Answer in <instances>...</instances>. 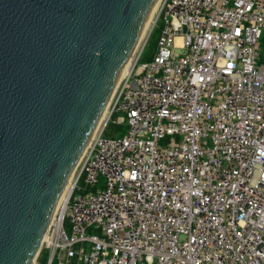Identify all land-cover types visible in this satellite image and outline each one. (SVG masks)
<instances>
[{
    "label": "built area",
    "instance_id": "1",
    "mask_svg": "<svg viewBox=\"0 0 264 264\" xmlns=\"http://www.w3.org/2000/svg\"><path fill=\"white\" fill-rule=\"evenodd\" d=\"M159 22L56 208L45 264H264V0H162ZM110 124L127 130L106 138Z\"/></svg>",
    "mask_w": 264,
    "mask_h": 264
},
{
    "label": "water",
    "instance_id": "2",
    "mask_svg": "<svg viewBox=\"0 0 264 264\" xmlns=\"http://www.w3.org/2000/svg\"><path fill=\"white\" fill-rule=\"evenodd\" d=\"M155 2L0 0V264L35 263Z\"/></svg>",
    "mask_w": 264,
    "mask_h": 264
},
{
    "label": "trees",
    "instance_id": "3",
    "mask_svg": "<svg viewBox=\"0 0 264 264\" xmlns=\"http://www.w3.org/2000/svg\"><path fill=\"white\" fill-rule=\"evenodd\" d=\"M159 32H160V22L157 23V25H155L154 29L152 30L149 36V39L147 41L146 47H144L140 55V58L138 60L139 63H146L150 61L152 57L154 56ZM263 41H264V34L262 35V38H261V47H262ZM126 130H127L126 126H122V125L116 126V125L110 124L104 136L106 138L119 137L123 135L126 132ZM101 184L102 182L100 181V186ZM90 190L93 191L94 189L92 188ZM36 261H37L36 264H45L46 263V253L44 251H40L38 253V257Z\"/></svg>",
    "mask_w": 264,
    "mask_h": 264
},
{
    "label": "bare ground",
    "instance_id": "4",
    "mask_svg": "<svg viewBox=\"0 0 264 264\" xmlns=\"http://www.w3.org/2000/svg\"><path fill=\"white\" fill-rule=\"evenodd\" d=\"M161 1H162V0H156L154 6L152 7V9H151V11H150V13H149V17H150V19H153L152 17H154V13L156 12V10H157V12H158V9H159V6H160ZM155 17H156V16H155ZM147 19H148V18H147ZM147 19H146V21H147ZM154 19H155V18H154ZM146 21H145V23H144V26H143V29H142V32H141V35H140V38H139V42L142 40V37H144V33L146 32V27H147ZM145 24H146V27H145ZM139 42H138V44H139ZM137 46H138V45H137ZM137 46H136L134 52L132 53L131 57H130L129 60L126 62L125 66L123 67V69H122V71H121V73H120V75H119V78H118V80H117V82H116V84H115V86H114V89H113V91H112V95H111V97L114 95V93L116 92V90H117V88L119 87V85L121 84V82H122V81H123L128 75H129L130 70H129V66H128V65H129V63H130V60H131L133 54L135 53V51H136V49H137ZM110 99H111V98H110ZM108 110H109V106L106 107L104 113H103L102 116H101L100 121L97 123V126H96V128H95V130H94V132H93V134H92V136H91V139H90L89 143L87 144V147H88V145L92 142V140H93V138L95 137V135H96L98 129L102 126V124H103V122H104V120H105V118H106V116H107L106 113H108ZM81 158H82V157H81ZM80 160H81V159H80ZM79 163H80V161H79ZM79 163L77 164L76 168L78 167ZM76 168H75V170H76ZM75 170H74V171H75ZM73 173H74V172H73ZM70 179H71V178H70ZM70 179H69V181H70ZM69 181H68V182H69ZM68 187H69V184L67 183L66 186H65V188H64V190H63V192H62V194H61V196H60V199H59V201H58V205H57V207L62 203L63 200H65V198H66V194H67V191H68ZM57 207H56V208H57Z\"/></svg>",
    "mask_w": 264,
    "mask_h": 264
},
{
    "label": "rangeland",
    "instance_id": "5",
    "mask_svg": "<svg viewBox=\"0 0 264 264\" xmlns=\"http://www.w3.org/2000/svg\"><path fill=\"white\" fill-rule=\"evenodd\" d=\"M158 15V12L156 10V12L154 13V17H152L153 19H150L149 15H148V19L146 21V24H147V27H146V24H145V27H146V32L144 33V37H142V40L139 42L138 46H137V49L135 51V53L133 54L131 60H130V63H129V70L131 71V69L133 68L134 66V61L135 59L137 58V56L142 53L144 47H146V44H147V36H148V33L156 19ZM156 16V17H155ZM155 18V19H154ZM177 53H180V51H177ZM259 63H261V65H264V41H263V44H262V47H261V51H260V59H259ZM107 114V113H106ZM71 180V179H70ZM70 183V181L68 182V184ZM38 257V255H37ZM37 257H36V260H37ZM35 260V263H37V261Z\"/></svg>",
    "mask_w": 264,
    "mask_h": 264
}]
</instances>
